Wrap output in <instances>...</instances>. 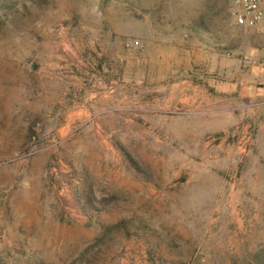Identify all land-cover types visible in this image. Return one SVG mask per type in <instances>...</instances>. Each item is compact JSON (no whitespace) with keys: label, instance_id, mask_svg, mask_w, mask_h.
Here are the masks:
<instances>
[{"label":"rangeland","instance_id":"rangeland-1","mask_svg":"<svg viewBox=\"0 0 264 264\" xmlns=\"http://www.w3.org/2000/svg\"><path fill=\"white\" fill-rule=\"evenodd\" d=\"M256 63L231 0H0V264H264Z\"/></svg>","mask_w":264,"mask_h":264},{"label":"built area","instance_id":"built-area-1","mask_svg":"<svg viewBox=\"0 0 264 264\" xmlns=\"http://www.w3.org/2000/svg\"><path fill=\"white\" fill-rule=\"evenodd\" d=\"M235 15L241 25L247 27L259 26L264 18V0H231ZM128 48H138L140 42H127Z\"/></svg>","mask_w":264,"mask_h":264},{"label":"crops","instance_id":"crops-1","mask_svg":"<svg viewBox=\"0 0 264 264\" xmlns=\"http://www.w3.org/2000/svg\"><path fill=\"white\" fill-rule=\"evenodd\" d=\"M215 73V72H211ZM249 75V90L254 87V84L264 85V63H256L255 66L251 67L248 71Z\"/></svg>","mask_w":264,"mask_h":264}]
</instances>
